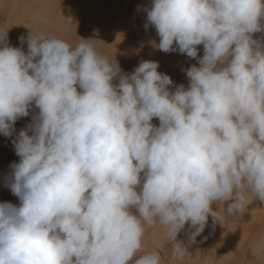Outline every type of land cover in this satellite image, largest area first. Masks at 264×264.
Returning a JSON list of instances; mask_svg holds the SVG:
<instances>
[{
  "label": "clouds",
  "instance_id": "9594fccd",
  "mask_svg": "<svg viewBox=\"0 0 264 264\" xmlns=\"http://www.w3.org/2000/svg\"><path fill=\"white\" fill-rule=\"evenodd\" d=\"M145 11L160 51L197 58L203 45L187 88L171 90L156 61L122 73L91 39L31 29L25 53L0 26V133L39 110L12 140L20 159L5 186L20 204L0 202V264H163L149 228L172 245L171 264H186V224L195 243L209 216L236 224L264 202V41L253 39L264 0H152ZM249 253L264 264V237Z\"/></svg>",
  "mask_w": 264,
  "mask_h": 264
},
{
  "label": "bare ground",
  "instance_id": "6f19581e",
  "mask_svg": "<svg viewBox=\"0 0 264 264\" xmlns=\"http://www.w3.org/2000/svg\"><path fill=\"white\" fill-rule=\"evenodd\" d=\"M151 4L152 0H0V26L8 29L7 44L25 53L31 29L51 32L69 42L78 38L91 39L100 43L101 50L115 59L122 73L131 74L142 61H156L159 63L157 71L171 77V90L180 84L187 88L186 71L194 64L199 66L198 60L204 55L203 45L197 46V58L178 51H160L155 47L159 43L155 27L145 28V9ZM38 17H46L48 23H42ZM20 37L25 38L23 44ZM253 39L264 41V32L254 33ZM114 83H118V79ZM38 111L33 106L27 117L16 121L13 137L0 133V202L20 204L5 186L12 172L10 165L20 159L12 140L31 123L32 116ZM152 123L159 126L158 118H153ZM227 204L214 203L212 208L217 211L222 207L226 209ZM192 231L194 229L186 224L177 236L191 254L186 264H257L249 253V244L264 237V202L253 199L248 211L236 224L228 221L224 226L214 223L209 216L203 232L196 237L195 243L189 244ZM146 245L148 250L161 253L163 264H171L168 254L172 245L165 241L162 233L147 229ZM206 255L211 257L210 261L205 259Z\"/></svg>",
  "mask_w": 264,
  "mask_h": 264
}]
</instances>
